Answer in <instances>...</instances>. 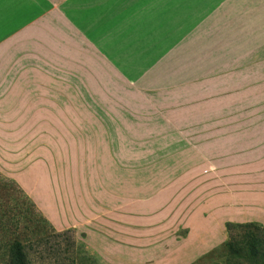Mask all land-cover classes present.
<instances>
[{
	"label": "rangeland",
	"instance_id": "374dc122",
	"mask_svg": "<svg viewBox=\"0 0 264 264\" xmlns=\"http://www.w3.org/2000/svg\"><path fill=\"white\" fill-rule=\"evenodd\" d=\"M18 13L0 16V264L14 237L29 264H238L227 222L264 241V59L214 77L192 170L175 73L134 80L44 24L5 36Z\"/></svg>",
	"mask_w": 264,
	"mask_h": 264
},
{
	"label": "crops",
	"instance_id": "0c3cea01",
	"mask_svg": "<svg viewBox=\"0 0 264 264\" xmlns=\"http://www.w3.org/2000/svg\"><path fill=\"white\" fill-rule=\"evenodd\" d=\"M16 7L21 13L15 22H1L7 26L5 36L32 26L40 37L44 24L54 35L89 39L134 80L160 68L175 73L178 132L183 139L193 138L194 157L187 166L192 170L197 124L200 136L211 130L206 122L211 121L214 77L228 73L232 59L249 60L258 72L264 59V0H0V16ZM178 156L181 165L182 153Z\"/></svg>",
	"mask_w": 264,
	"mask_h": 264
},
{
	"label": "trees",
	"instance_id": "16d2710c",
	"mask_svg": "<svg viewBox=\"0 0 264 264\" xmlns=\"http://www.w3.org/2000/svg\"><path fill=\"white\" fill-rule=\"evenodd\" d=\"M232 226L234 224L230 222L226 223L229 238L224 244L230 259L238 264H264V241L258 236L257 232L260 227L253 223L240 225L244 227L245 231L240 237H235L231 230ZM46 229L48 228H46L45 224H42L37 226L36 231L43 236V234H47ZM72 242L74 243L73 240ZM8 255L7 264H29L28 250L25 243L17 237H14L9 242Z\"/></svg>",
	"mask_w": 264,
	"mask_h": 264
}]
</instances>
